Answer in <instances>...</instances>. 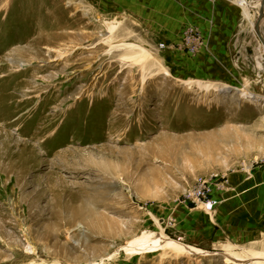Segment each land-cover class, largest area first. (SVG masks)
<instances>
[{
    "label": "rangeland",
    "instance_id": "rangeland-1",
    "mask_svg": "<svg viewBox=\"0 0 264 264\" xmlns=\"http://www.w3.org/2000/svg\"><path fill=\"white\" fill-rule=\"evenodd\" d=\"M262 1L251 26L234 0H0V264H264ZM152 233L213 255L127 251Z\"/></svg>",
    "mask_w": 264,
    "mask_h": 264
},
{
    "label": "crops",
    "instance_id": "crops-1",
    "mask_svg": "<svg viewBox=\"0 0 264 264\" xmlns=\"http://www.w3.org/2000/svg\"><path fill=\"white\" fill-rule=\"evenodd\" d=\"M234 1L237 2L242 7L244 17L250 22V25L253 26V22H252L253 18L251 17L250 12L252 8L256 7V3L258 2H256L255 0L254 1L253 0H234ZM120 3H123V5L121 6H123L124 9L133 10L135 8L133 0L132 1L120 0ZM221 4L222 6L220 9L222 10V15L219 14V16L217 15L214 16L215 25L217 27L219 26V28L215 26L212 27L211 34L213 33H215L216 35L220 34L222 37L220 38V40L222 42H229V41H232L236 35L238 36L237 28L240 25L239 22H240L241 14H240V11H238L233 6H230L228 3H221ZM205 16L208 17V14ZM218 19H220V21ZM203 27L206 29L208 28V26H204V25ZM210 30L211 29H208V33L210 32ZM224 202L225 201L220 200L221 205L224 204ZM241 218L246 219L245 213L234 211L233 206L231 204H227L226 206H223L219 210V219H220V223L222 224V226L226 227V229L232 226L235 228V230H238L237 233L234 232L231 235H233L236 238L240 237L244 241H247L249 239V241L252 242L253 240H255L254 234L245 231L246 224L249 227H251L252 223H249L248 221L247 222L244 221V223H242V226L240 227L238 225H239V221H241L240 220ZM240 228L243 229L242 233L240 231Z\"/></svg>",
    "mask_w": 264,
    "mask_h": 264
},
{
    "label": "bare ground",
    "instance_id": "bare-ground-1",
    "mask_svg": "<svg viewBox=\"0 0 264 264\" xmlns=\"http://www.w3.org/2000/svg\"><path fill=\"white\" fill-rule=\"evenodd\" d=\"M255 1L258 2L259 4L263 3L262 0H255ZM258 3H256V5H259ZM112 38L113 37L109 38V40H108L109 43H111L113 41ZM262 45H264V44H262ZM130 46H132V45H129V47ZM263 48H264V46H263ZM253 103H254V101H253ZM77 212H78V210L76 211V213ZM80 215L81 214H77L76 216L79 217ZM155 249H159V250L162 249V250L169 251V252L171 251L174 254H183V255H191V256H197V255L211 256V255H213V253L204 252V251H201L200 249L198 250V249H194L192 247H186V246H184V244L182 245L176 241L169 239L166 235L158 234V233H152V234L145 235L143 237L138 238L127 248V251L130 254H135V253L138 254V253H142V252H151ZM229 260H230L231 264H246V263H248L247 260L238 259V258H235L232 256L229 258Z\"/></svg>",
    "mask_w": 264,
    "mask_h": 264
},
{
    "label": "built area",
    "instance_id": "built-area-1",
    "mask_svg": "<svg viewBox=\"0 0 264 264\" xmlns=\"http://www.w3.org/2000/svg\"><path fill=\"white\" fill-rule=\"evenodd\" d=\"M213 179H202L197 182L196 187L189 193V197L198 201H209V205H214L215 202L211 200L214 189Z\"/></svg>",
    "mask_w": 264,
    "mask_h": 264
}]
</instances>
